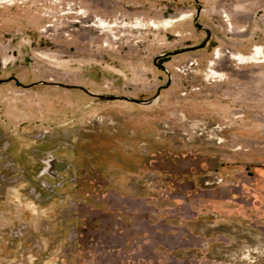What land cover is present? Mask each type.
Wrapping results in <instances>:
<instances>
[{"label":"rangeland","instance_id":"rangeland-1","mask_svg":"<svg viewBox=\"0 0 264 264\" xmlns=\"http://www.w3.org/2000/svg\"><path fill=\"white\" fill-rule=\"evenodd\" d=\"M263 56L264 0H0V264H264Z\"/></svg>","mask_w":264,"mask_h":264},{"label":"water","instance_id":"water-1","mask_svg":"<svg viewBox=\"0 0 264 264\" xmlns=\"http://www.w3.org/2000/svg\"><path fill=\"white\" fill-rule=\"evenodd\" d=\"M196 25H197L198 28H202L201 24L196 23ZM206 33L207 34H206L205 38L199 44L194 45V46H188V47L182 48L180 51L195 50V49L204 47L206 42L208 41V39L210 37V32L208 30H206ZM7 80L8 79H0V82H4V81H7ZM14 80H15V78H14ZM31 84L26 85V86H30ZM54 84L61 85V86L67 87V88H79V89H82V90L88 92V90L86 88H84V87H82L80 85L63 84V83H59V82H55ZM163 86L164 85H162V86H160L158 88L155 96H157L160 88L163 87ZM97 97H99L100 99H129L130 101H135V102H138V103H149L151 101V99L139 100V99H135V98L119 97V96H115V95H102V94H97Z\"/></svg>","mask_w":264,"mask_h":264},{"label":"bare ground","instance_id":"bare-ground-1","mask_svg":"<svg viewBox=\"0 0 264 264\" xmlns=\"http://www.w3.org/2000/svg\"><path fill=\"white\" fill-rule=\"evenodd\" d=\"M182 16H183V14L180 15V16H177L176 18H168V19L164 20L163 23L166 24V25H168V24H170L172 21H174L175 19H177V18H181ZM99 23H100V24H104L103 21H99ZM257 54H258V49H256V51H255L254 53L248 55L247 58L245 57V55H242V54H236V55L233 54L232 57L237 58V59H239V60H241V61H243V60H244V61H245V60H255ZM263 57H264V56H263Z\"/></svg>","mask_w":264,"mask_h":264}]
</instances>
